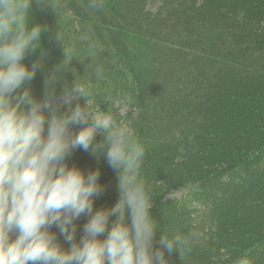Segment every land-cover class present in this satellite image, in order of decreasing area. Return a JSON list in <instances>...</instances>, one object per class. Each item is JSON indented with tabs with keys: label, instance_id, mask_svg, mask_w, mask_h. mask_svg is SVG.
<instances>
[{
	"label": "trees",
	"instance_id": "obj_1",
	"mask_svg": "<svg viewBox=\"0 0 264 264\" xmlns=\"http://www.w3.org/2000/svg\"><path fill=\"white\" fill-rule=\"evenodd\" d=\"M56 2L57 13L33 2L29 27L47 31L25 57L29 66L42 64L25 86L43 98L65 45L76 57L55 97L78 76L142 143V175L160 227L156 246L164 232L198 234L170 264H264V0H106L100 13L86 10L84 0ZM90 56L105 68L99 83L87 74ZM125 97L120 113L116 101ZM68 163L101 170L106 190L96 209L117 202L118 174L106 159L78 149ZM179 190L182 197H168ZM87 219L76 222L77 239Z\"/></svg>",
	"mask_w": 264,
	"mask_h": 264
},
{
	"label": "clouds",
	"instance_id": "obj_2",
	"mask_svg": "<svg viewBox=\"0 0 264 264\" xmlns=\"http://www.w3.org/2000/svg\"><path fill=\"white\" fill-rule=\"evenodd\" d=\"M33 2L0 0V264H170L177 250L182 259L198 234L164 232L156 246L160 227L142 175L145 148L133 130L112 109L103 111L90 83L78 76L60 97L67 110L54 107L55 85L75 54L63 44L64 60L46 76L42 99L25 86L42 67L39 61L29 66L25 57L41 47L47 31L41 24L29 27ZM35 2L57 13L56 0ZM84 7L100 13L106 0H84ZM57 39L62 42L59 30ZM89 65L87 74L101 82L104 66L94 58ZM80 98L85 103L73 106ZM127 103L126 97L117 100L118 112ZM74 126L80 127L76 133ZM78 149L103 157L117 172L119 198L113 206L95 207L106 190L99 168L69 166ZM82 216L88 219L77 239Z\"/></svg>",
	"mask_w": 264,
	"mask_h": 264
},
{
	"label": "rangeland",
	"instance_id": "obj_3",
	"mask_svg": "<svg viewBox=\"0 0 264 264\" xmlns=\"http://www.w3.org/2000/svg\"><path fill=\"white\" fill-rule=\"evenodd\" d=\"M62 104H64L63 103V101L61 100V99H56V100H54V107H59V106H61ZM80 129H71V131L73 132V133H76V132H78ZM185 193V191L184 190H180V191H177V192H175V193H173V194H171L169 197H176V198H180V197H182V195ZM13 239H15V235H13V237H12Z\"/></svg>",
	"mask_w": 264,
	"mask_h": 264
}]
</instances>
